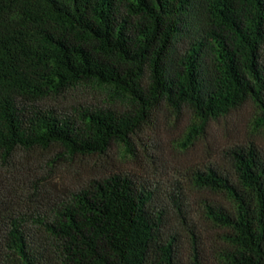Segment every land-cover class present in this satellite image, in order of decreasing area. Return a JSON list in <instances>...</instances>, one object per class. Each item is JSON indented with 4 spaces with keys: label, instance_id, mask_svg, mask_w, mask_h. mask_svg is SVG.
<instances>
[{
    "label": "trees",
    "instance_id": "trees-1",
    "mask_svg": "<svg viewBox=\"0 0 264 264\" xmlns=\"http://www.w3.org/2000/svg\"><path fill=\"white\" fill-rule=\"evenodd\" d=\"M0 264H264V0H0Z\"/></svg>",
    "mask_w": 264,
    "mask_h": 264
},
{
    "label": "rangeland",
    "instance_id": "rangeland-1",
    "mask_svg": "<svg viewBox=\"0 0 264 264\" xmlns=\"http://www.w3.org/2000/svg\"><path fill=\"white\" fill-rule=\"evenodd\" d=\"M250 113H251V110L250 109H246L242 113V117L237 119L235 128H237L239 130H244L246 128V117ZM164 152L168 153V156L171 159V163L175 164V166L183 164L182 161H184L183 159H185V158L181 157V155H179L178 153L174 152L173 150H170V146H165Z\"/></svg>",
    "mask_w": 264,
    "mask_h": 264
}]
</instances>
